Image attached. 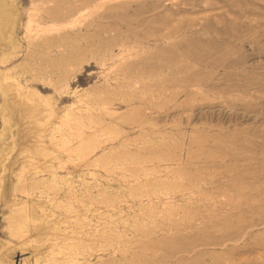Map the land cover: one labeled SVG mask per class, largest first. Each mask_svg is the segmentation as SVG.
Listing matches in <instances>:
<instances>
[{
  "label": "rangeland",
  "instance_id": "obj_1",
  "mask_svg": "<svg viewBox=\"0 0 264 264\" xmlns=\"http://www.w3.org/2000/svg\"><path fill=\"white\" fill-rule=\"evenodd\" d=\"M0 264H264V0H0Z\"/></svg>",
  "mask_w": 264,
  "mask_h": 264
}]
</instances>
